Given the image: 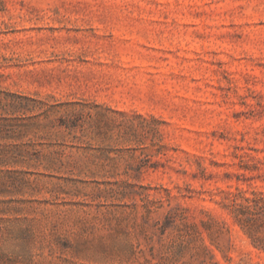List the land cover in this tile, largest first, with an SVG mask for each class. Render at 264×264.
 Masks as SVG:
<instances>
[{
    "label": "rangeland",
    "instance_id": "1",
    "mask_svg": "<svg viewBox=\"0 0 264 264\" xmlns=\"http://www.w3.org/2000/svg\"><path fill=\"white\" fill-rule=\"evenodd\" d=\"M0 264H264V0H0Z\"/></svg>",
    "mask_w": 264,
    "mask_h": 264
}]
</instances>
